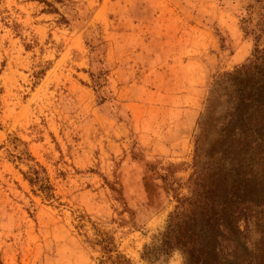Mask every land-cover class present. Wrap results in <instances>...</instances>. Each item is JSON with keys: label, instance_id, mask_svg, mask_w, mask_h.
<instances>
[{"label": "rangeland", "instance_id": "374dc122", "mask_svg": "<svg viewBox=\"0 0 264 264\" xmlns=\"http://www.w3.org/2000/svg\"><path fill=\"white\" fill-rule=\"evenodd\" d=\"M256 1L0 0V264L183 263L150 249L195 157L249 163Z\"/></svg>", "mask_w": 264, "mask_h": 264}, {"label": "trees", "instance_id": "16d2710c", "mask_svg": "<svg viewBox=\"0 0 264 264\" xmlns=\"http://www.w3.org/2000/svg\"><path fill=\"white\" fill-rule=\"evenodd\" d=\"M255 4L257 7H247L240 19L243 34L256 43L249 64L242 67L252 72L255 85L253 93L242 96L244 107L232 114L234 122L245 121L250 126L248 134L240 133L241 142L251 152L249 163L239 161L231 176L214 168L203 172L195 157L188 193L175 196L176 206L159 244L150 249L153 260L179 252L182 264H264V107L256 103L264 96V47L257 45L264 38V4ZM31 172L37 175V171ZM36 179L26 176L31 185ZM253 235L256 243L251 241ZM98 243L104 254L99 264H133L121 254L112 256L115 251L109 245Z\"/></svg>", "mask_w": 264, "mask_h": 264}]
</instances>
